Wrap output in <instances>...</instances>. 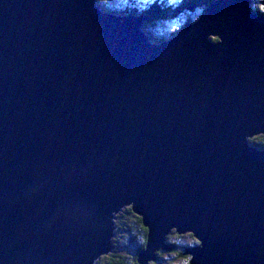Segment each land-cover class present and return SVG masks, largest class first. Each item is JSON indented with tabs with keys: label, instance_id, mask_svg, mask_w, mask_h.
I'll use <instances>...</instances> for the list:
<instances>
[{
	"label": "water",
	"instance_id": "1",
	"mask_svg": "<svg viewBox=\"0 0 264 264\" xmlns=\"http://www.w3.org/2000/svg\"><path fill=\"white\" fill-rule=\"evenodd\" d=\"M212 0L153 41L98 0H0V264H264V11ZM193 9V8H192ZM144 23V24H143ZM216 39V40H214Z\"/></svg>",
	"mask_w": 264,
	"mask_h": 264
},
{
	"label": "rangeland",
	"instance_id": "2",
	"mask_svg": "<svg viewBox=\"0 0 264 264\" xmlns=\"http://www.w3.org/2000/svg\"><path fill=\"white\" fill-rule=\"evenodd\" d=\"M101 2L103 4V7L100 4L99 5L105 11L117 12L121 15L132 14L134 16L146 17L148 24L145 30L149 31V33L161 39H167L173 36L172 32L182 27L185 22H187V19L194 21L201 15L200 11L198 12V10L193 9L190 10V12L185 11L184 14H181L179 16H177V14H180L181 12H177V14L174 13L173 15L166 18L152 21L151 19H153V16L143 15L144 13H141L142 9L145 10L146 13H151V10H153V6L158 5H169L171 7H174L173 9H175V6L177 7L178 5L176 4L178 0H98V3ZM129 6L130 12L126 10V8H128ZM253 6L262 10L263 0H253ZM127 209L128 207L122 210V220L120 222L122 223V225L126 224L130 226L133 230H135L132 221L128 218L130 214H128ZM116 221L118 222L117 218L115 219V226ZM168 241L170 244L174 245L173 250L164 249L163 251L157 252V260L155 262L151 261L148 264H186L187 255H184V253L182 252H184L187 247L194 246L196 244V240L192 239V236L189 234L178 235L172 232L168 236ZM113 243H115V248L112 249L111 253L106 256H103L100 259L103 264H108V259L106 258H111L113 254L122 255L126 258H131L133 255L136 254L135 250L133 249V246L129 245L130 240L125 235V232L123 233L122 231L118 230V225L116 226Z\"/></svg>",
	"mask_w": 264,
	"mask_h": 264
},
{
	"label": "trees",
	"instance_id": "3",
	"mask_svg": "<svg viewBox=\"0 0 264 264\" xmlns=\"http://www.w3.org/2000/svg\"><path fill=\"white\" fill-rule=\"evenodd\" d=\"M211 1L212 0H201V1L200 0H187V1H183V2L179 3L177 5V7L175 6L174 10H173L174 7H171L169 5L165 6V7H162V8H160L161 7L160 5L153 6V10H151V13H150L153 16V19H151V20L154 21V20H157V19H162V18L169 17V16L173 15L174 13L177 14V12H180V10L188 7L189 5H194L196 7V10H198V12L200 11V14H201L206 9V7L209 5V3ZM99 4L103 7L102 2L99 3ZM252 9L254 11H257V12L264 11V0H263V8H262V10L257 8V7H254L253 5H252ZM126 10H128V12H130V6L128 8H126ZM183 12L180 13V15L185 13V12L184 13ZM187 21H188V19H187ZM176 31H173L172 35L176 34ZM145 32L150 36V38L153 41L162 40L161 38H157L155 35L149 33V31H147V30H145ZM214 40H216V39H214ZM250 142H251L252 145H254V146L258 147V148H264V136L263 135H260V136L252 138L250 140ZM127 212H128V214H130L128 216V218L132 221V224H133L135 230H133L130 226H128L126 224L122 225V223L120 222L122 220V214L121 213H120L121 215H117L118 222L116 221V226L118 225V230L119 231H122L123 233L125 232V235L130 240L129 245L133 246V249L135 250V252L137 254V251L139 249H142L143 246L145 245L147 230L143 227V225L141 223V219L139 217H137L131 211L130 208L127 209ZM167 242H168V238H167ZM127 244H128V241H127ZM135 257H136V255L132 256L131 259L127 261L124 256H122V255H114L113 254V256L111 258H106V259H108L107 260L108 264H136ZM188 260H189V257L186 260V264H189ZM97 264H103V263L100 260V261L97 262Z\"/></svg>",
	"mask_w": 264,
	"mask_h": 264
},
{
	"label": "flooded vegetation",
	"instance_id": "4",
	"mask_svg": "<svg viewBox=\"0 0 264 264\" xmlns=\"http://www.w3.org/2000/svg\"><path fill=\"white\" fill-rule=\"evenodd\" d=\"M183 1H187V0H178L177 4H179V3L183 2ZM200 1H201V0H200ZM162 7H165V6L163 5V6H161L160 8H162ZM192 8H193L194 10L196 9V7H195L194 5H189L188 7H186V8H184V9L180 10V12H181V13H182L183 11H184V12H185V11H189V12H190V10H193ZM173 10H174V9H173ZM184 12H183V13H184ZM133 13H134V11H133ZM141 13H142V14L144 13L143 15H147V16L150 15V16H152L150 13H146L145 10H143V9L141 10ZM179 15H180V14H177V16H179ZM143 24H144V23H143ZM189 235H190V234H189ZM167 243H168V245L172 246V249H171V250H173L174 245H173V244H170L169 241H168ZM196 244H198V243L196 242ZM196 244H195V245H196ZM195 245H194V246H195ZM143 247H144V246H143ZM190 247H191V246H190ZM192 247H193V246H192ZM187 248H188V247H187ZM142 249H143V248H142ZM140 250H141V249H139V250L137 251V253H138ZM135 253H136V252H135ZM182 253H184V252H182ZM135 255H137V254H135ZM135 255H133V256H135ZM188 257H189V256L187 255V259H188ZM125 259L128 261V260H130L131 258H126V257H125ZM135 262H136V257H135ZM188 262H189V260H188Z\"/></svg>",
	"mask_w": 264,
	"mask_h": 264
},
{
	"label": "clouds",
	"instance_id": "5",
	"mask_svg": "<svg viewBox=\"0 0 264 264\" xmlns=\"http://www.w3.org/2000/svg\"><path fill=\"white\" fill-rule=\"evenodd\" d=\"M195 19V18H194ZM137 256V255H136ZM100 261V260H99ZM137 264V263H136Z\"/></svg>",
	"mask_w": 264,
	"mask_h": 264
},
{
	"label": "bare ground",
	"instance_id": "6",
	"mask_svg": "<svg viewBox=\"0 0 264 264\" xmlns=\"http://www.w3.org/2000/svg\"><path fill=\"white\" fill-rule=\"evenodd\" d=\"M116 218H117V216H116Z\"/></svg>",
	"mask_w": 264,
	"mask_h": 264
}]
</instances>
